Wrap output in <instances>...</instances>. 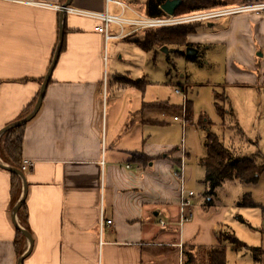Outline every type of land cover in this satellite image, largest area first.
Segmentation results:
<instances>
[{
    "label": "crops",
    "instance_id": "obj_1",
    "mask_svg": "<svg viewBox=\"0 0 264 264\" xmlns=\"http://www.w3.org/2000/svg\"><path fill=\"white\" fill-rule=\"evenodd\" d=\"M118 1L123 4L71 0L68 6L123 17L145 15L143 8ZM66 2L0 0V130L20 119L40 90L41 84L31 78L45 76L53 58L60 11L41 4ZM63 16L65 47L37 113L24 124L22 158L33 163L24 172L33 243L30 246L25 238L17 254L16 226L25 228L18 214L13 218L12 209L22 197L23 184L12 206L10 171L0 167V264H17L25 253L21 264H183V249L216 244L218 230L237 234L247 245L260 248L255 258L250 250L236 252L230 247L226 256L230 251L239 264H264V172L251 184L227 179L210 196L205 193L203 170L202 197L193 205L192 219L180 229L181 183L173 171L181 158L184 167L202 166V144L186 126L183 156L178 144L182 126L178 133L175 123L179 122L170 117L174 104L145 101L144 75L132 77L115 66L110 76L104 73V46L145 28L111 23L108 33L114 37L106 40L97 31L98 20L67 12ZM193 25L185 46L197 49V56L191 57L225 67L223 82L245 90L246 103L252 104L256 96L263 102L264 13H238ZM124 77L140 81L132 85ZM24 78L30 79L20 81ZM223 99L226 103L224 94ZM225 112L222 123L232 116L237 132L243 134L233 110ZM254 146L238 155L236 146L228 147L239 158L260 163L264 151L257 149L256 141ZM0 163L11 167L1 154ZM187 185L190 176L184 177L183 190ZM223 186L228 187L219 193ZM244 193L261 206H240ZM101 214L112 220L102 229Z\"/></svg>",
    "mask_w": 264,
    "mask_h": 264
},
{
    "label": "rangeland",
    "instance_id": "obj_2",
    "mask_svg": "<svg viewBox=\"0 0 264 264\" xmlns=\"http://www.w3.org/2000/svg\"><path fill=\"white\" fill-rule=\"evenodd\" d=\"M131 3L141 10L145 0H123ZM238 0H224L225 6L239 4ZM224 6V5H223ZM144 31L134 32L118 40H110L109 46H104V73L111 75V69L115 66L119 72H130L132 77L145 76V101L166 100L174 104L171 108L173 113H182L183 99L181 95L175 93V88L185 90L186 98L191 107L192 124L186 125L188 129H193L199 138V143L203 145L202 138L206 136V130L199 126V120L205 118L210 122V131L216 133L227 146L232 143L234 152L238 155L241 150H249L256 141L257 149L264 151V100L263 102L256 96L251 103H246L245 90L239 87H229L223 82L225 67L212 66L204 63L201 56L188 57L177 54L176 51L185 52V46H166L168 52L162 47H155L145 52L135 44L144 36ZM224 83V84H223ZM247 91V90H246ZM215 93L221 95L220 104L223 109L231 108L235 116L241 122L240 128L243 134L237 132L236 122L232 116L225 117V123L217 113L215 106ZM226 97L227 102L225 103ZM264 98V97H263ZM187 101V105H188ZM249 110V111H248ZM226 116V115H225ZM190 122V121H189ZM176 131L181 132V125L175 123ZM236 126V127H235ZM244 135V136H242ZM196 137V138H197ZM181 138V137H180ZM240 138V139H239ZM180 140L178 144L180 146ZM241 145L242 149L237 145ZM201 145V156L205 154L204 146ZM245 147V148H244ZM256 149V147L254 148ZM199 157V155H198ZM185 163V160H184ZM186 167V168H185ZM184 167V177L190 176V186H186V192L192 190L194 197L191 204L194 205L202 197L204 185L200 182L203 178V168L195 163ZM199 167V168H198ZM196 169L199 171L197 172ZM223 185V184H222ZM221 186V185H220ZM228 186L219 188V193L226 190ZM221 198V196H220ZM237 237L238 235L235 234ZM239 238V237H238ZM239 252V251H237ZM236 252L234 256L236 257ZM255 258L254 256H252ZM228 264H239L237 258L230 256V251L226 256ZM246 264H254L250 261ZM256 264V263H255Z\"/></svg>",
    "mask_w": 264,
    "mask_h": 264
},
{
    "label": "trees",
    "instance_id": "obj_3",
    "mask_svg": "<svg viewBox=\"0 0 264 264\" xmlns=\"http://www.w3.org/2000/svg\"><path fill=\"white\" fill-rule=\"evenodd\" d=\"M167 0H145L142 8L143 13L148 17H161L166 15L162 9V5ZM180 4L176 7L174 14H184L192 11H199L214 7L225 5L224 0H180ZM253 0H240L239 2H247ZM197 23V22H193ZM193 23L181 24L176 26H164L155 28H145V33L142 39L136 40V44L143 50L150 51L155 47L162 46H186L187 36L194 30ZM65 47L63 41L62 49ZM177 54L185 55V52L176 51ZM29 80L30 78L20 79V81ZM38 81L40 84L44 79L31 78ZM129 84L138 85V79L132 80L124 77ZM145 82H147L145 80ZM38 94L32 99V101L24 108L19 118L25 117L34 107ZM221 97V95H220ZM218 93H215V106L217 113L221 118H224L226 112L223 106L220 104V98ZM219 99V100H218ZM223 99V98H222ZM191 107L190 103L186 105V120H191ZM9 124V123H8ZM199 126L206 130V136L203 141L205 154L200 159V164L204 167L205 174L203 182L205 184V193L213 196L216 193V189L223 183V181L235 178L244 184H251L257 182L262 172H264V160L257 163L251 158H239L235 155L230 147H228L218 135L210 131V122L201 118L199 120ZM24 125L11 128L0 135V154L2 159L10 166L17 169H22V145L24 138ZM147 157L145 156V160ZM25 172V171H24ZM10 191L12 197V206L17 200V195L20 191L22 181L18 174L10 172ZM240 206L257 207L261 206L255 202L249 193H244L239 200ZM18 217L23 227L29 231L28 226V211L25 202H23L18 212ZM218 242L216 244L203 247H196L195 251L192 249H183V264H227L226 252L230 247L234 251L250 250L254 257L259 247L249 246L245 242L241 241L234 233L218 230L217 233ZM25 237L17 231L14 237V245L19 255L24 245Z\"/></svg>",
    "mask_w": 264,
    "mask_h": 264
},
{
    "label": "built area",
    "instance_id": "obj_4",
    "mask_svg": "<svg viewBox=\"0 0 264 264\" xmlns=\"http://www.w3.org/2000/svg\"><path fill=\"white\" fill-rule=\"evenodd\" d=\"M114 1L118 5H122L123 3L118 0H106ZM43 7L53 8L58 11H63L67 13H74L78 15L88 16L93 19H96L100 22V25L97 27V31L103 33L105 39L113 38L114 36L108 33V26L111 23H117L120 26L126 24L128 26L134 27V29H143V28H155V27H164V26H176L181 24L193 23V22H203L210 21L222 16L233 15L244 12H257L264 13V0H253L248 2H243L239 4H233L229 6H219L199 11H192L189 13L179 14V15H164L161 17H148L146 15H140L136 13V17H123L122 15H113L108 13L107 10L103 12L96 11H87V10H79L74 9L69 6L64 5H50L47 3L41 4ZM117 37V36H116ZM175 93L182 96L183 104H182V113H175L172 115V120L177 121L182 126V139L180 143V148L185 155V136L184 132L186 130V125L188 121L186 120V92L183 89L175 88ZM165 113H163L164 115ZM182 156V157H183ZM33 166V163L29 160H23L21 164V170L27 171L30 170ZM184 159L181 158L179 162L178 168L173 171V176L177 178L181 183V200H180V214L178 216V227H181L190 221L193 217V205L191 204L192 198L194 197V192L192 190L185 191L183 190V182H184ZM112 223L111 219H105L103 214L100 217V228L102 229L104 225H109ZM162 225H164V221H160Z\"/></svg>",
    "mask_w": 264,
    "mask_h": 264
},
{
    "label": "water",
    "instance_id": "obj_5",
    "mask_svg": "<svg viewBox=\"0 0 264 264\" xmlns=\"http://www.w3.org/2000/svg\"><path fill=\"white\" fill-rule=\"evenodd\" d=\"M71 0H67V2L65 3L64 6H68V4L70 3ZM180 0H167L163 5H162V9L163 11L168 14V15H173L175 12L176 7L180 4ZM63 11H60V25H59V37H58V41L56 44V48L53 54V58L52 61L50 63V66L44 76L43 81L41 82V86H40V90H39V94H38V98L37 101L34 105V107L32 108V110L23 118H20L12 123L7 124L5 127H3L0 130V134H2L3 132L11 129V128H15V127H19L21 125L26 124L29 120H31L35 114L37 113L41 102L43 100L44 94H45V90L47 87V84L49 82L50 76H51V72L53 70V68L55 67V64L58 60L59 54L61 52L62 49V44H63V35H64V16H63ZM162 50H164L166 53L168 52V49L166 46L162 47ZM185 55L186 56H197V49L192 47V46H187L185 49ZM0 167L10 171V172H15L16 174L19 175V177L21 178L22 184H23V194L22 197L16 202V204L13 206L12 209V215L13 218L15 219L16 215L18 214L19 209L21 208L24 199H25V194H26V190H27V182H26V178H25V174L22 170L17 169V168H13L11 167H7L3 164L0 163ZM17 229L24 235V237L29 241L30 246L32 245L33 241H32V237L31 234L23 229L22 227L16 226ZM27 253H25L24 255H22L19 259L17 264H21L22 261L24 260L25 256Z\"/></svg>",
    "mask_w": 264,
    "mask_h": 264
}]
</instances>
